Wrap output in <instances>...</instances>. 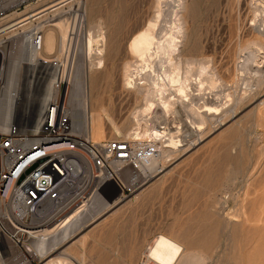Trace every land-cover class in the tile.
<instances>
[{"label":"rangeland","instance_id":"rangeland-1","mask_svg":"<svg viewBox=\"0 0 264 264\" xmlns=\"http://www.w3.org/2000/svg\"><path fill=\"white\" fill-rule=\"evenodd\" d=\"M59 1L61 0L49 1L45 5L38 2L34 5L37 9L28 14L41 12L49 4ZM83 2L85 6L82 10H67L71 18L70 26L73 14L83 13L84 30L78 32L77 36L75 33L69 47L65 46L62 52L64 74L75 77L73 92L79 98L85 86L84 71H88L91 95L97 98L94 106L106 109L105 115L97 116L91 124L93 128L99 129L98 142L107 139L130 141L111 130L107 118L112 119L123 132L130 129L131 132L134 128L131 113L133 107L141 101L132 91L122 88L121 63L128 59V39L154 15L156 1ZM184 2L187 34L183 54L203 56L211 60L218 78L227 84L214 90L205 89L200 95L208 106L224 107L225 111L216 114L205 125L203 135L193 125L190 112L178 103L175 104V111L168 117L163 115L162 118L160 112L153 117L151 115L152 124L147 121V126L154 124L161 131L176 133L171 139H166L173 146L174 157L166 159L163 167H160L162 162L158 163L159 168L152 170L155 173L150 178L125 168L120 177L124 184L133 186L131 196L119 198L116 185L112 181L107 182L99 190L104 198L93 197L92 203L64 228L47 236L46 240L32 241L29 244L31 251L24 253L11 250L1 242L0 264H43L66 248L65 252L68 250V257L74 264H137L143 256L145 244L159 233L178 240L187 250H201L207 258L204 264H264V221L254 222L253 230L248 229L247 232L242 218L246 214L240 216L239 213H247L252 203L254 207L260 204L264 207V77L260 85L256 86V77L251 78L252 74L249 75V72L241 73V61L246 54L241 45L261 29L257 25L261 16L253 8L258 1ZM166 8L163 6V9ZM76 21L77 19L74 24ZM98 21L105 38L98 42L101 47L96 43L93 46L103 48V65L99 69L93 67L89 70L85 66L88 59L83 39L87 36L88 27ZM23 39V36L11 38L9 59L19 56ZM67 47L69 52L66 51ZM253 49L251 47L249 50ZM70 61H77L80 66L69 68ZM249 64L248 71L255 67L254 62ZM260 69L264 71V63ZM30 79L34 78L31 76ZM246 79L251 81V87H247ZM29 80L26 82V91L21 93L24 100L17 107L16 113L25 110L28 103H33L31 94L36 93L41 97L38 99L37 96L39 101L35 98L36 105L41 104L46 97V85L41 83L39 89V86ZM79 82L80 87L84 84L81 90ZM226 92L233 93V100L229 104L225 103ZM13 117L14 115L11 119ZM80 123L81 121H74L76 125ZM93 128L87 129V133L96 143V138L92 137ZM147 144L149 143L136 142L141 154L148 152ZM154 152L156 154L158 151ZM146 170L148 169H143L140 173H146ZM102 198L105 200V208L98 210L97 207L103 202ZM75 206L51 219L44 228H52L75 210ZM238 207L243 211L238 210ZM6 257L9 259H4Z\"/></svg>","mask_w":264,"mask_h":264},{"label":"bare ground","instance_id":"bare-ground-1","mask_svg":"<svg viewBox=\"0 0 264 264\" xmlns=\"http://www.w3.org/2000/svg\"><path fill=\"white\" fill-rule=\"evenodd\" d=\"M49 1L51 2L53 0ZM49 1L30 0V3L27 2L29 4L26 3L27 5L25 4L19 10H14L0 18V28L2 27L0 31L12 26L6 34L1 35L0 33V51L4 53L7 61L6 82L4 88L0 91V131L5 130L8 122L12 118V115H14L13 119L16 116L21 118L20 120L25 119L26 122H31L33 119L35 120L40 105L46 101L50 93L48 83L42 82L41 79H37L41 66L36 64V60L48 59L52 56H55L56 58L63 57L62 52H64L65 46L69 47V45H67V41L71 23L69 20H71V18L69 17L67 10L73 9L80 11L83 9V6H85L83 0H61L59 2L49 4V6L41 10V12L28 14L37 9L34 5L38 2L45 5ZM155 1L154 15L147 19V22L142 25L141 28H138L128 39L126 43L128 59H124L121 63L120 69L122 88L132 91L141 101L139 105L133 107V112L131 113V121L134 128L131 132H129L131 129L123 132V129L112 121V119L107 118V121L109 119L108 123L111 125V130L123 138H127V140L130 139V141L132 140L135 142L133 143L127 141L132 149L134 157L133 161L137 165V169L134 171H137L138 174H144L149 178L155 173L152 170L154 168H159L158 163L162 162V166L160 167H163L166 163V159H170L171 156L174 157L173 154L175 153L173 146L168 144V141H166L167 138L171 139L175 132L170 130L161 131L155 128L154 124L153 126H147V121H152L150 119L151 115L153 117V115L155 116L158 112H160L162 116L167 115L166 117H168L169 114H172L171 112L173 110L175 111V104L178 103L190 112L193 118V125L196 127V130L200 133V135H203L204 129L206 128L205 125L213 120L216 114L225 111V109H223L224 107H219L217 105L208 106L204 102L203 96L200 94L205 89L214 90L227 84L226 81H221L218 78L216 73L217 71H215L211 65L210 59H206L203 56L183 54V47L187 34L184 0ZM253 1H258L253 8L254 12L257 10L258 14L261 16L260 21L258 20L257 22V25L259 27L261 26V29L259 28L260 30H258L257 34H254V36H250V39L245 41L243 40V45H239L242 46V49L246 53L242 59L243 62L241 61V73L244 74V72H249V75L252 74L250 75L251 78L252 76L256 77L257 86L261 83V80L264 77V71L263 69H260L261 64L264 63V0ZM163 6H166L167 8L163 9ZM36 29L41 30L42 34L41 51H33L24 40L19 48V56L9 59L11 46H8L7 41L11 40V38L15 36H23L25 39L29 36L32 30ZM104 38V32L99 21L98 23H94V25L92 24L88 27L87 36L83 39L85 40L83 42L85 46V54L88 59H86L87 62L85 66L87 68L89 67V70L93 67L99 69L103 65V48H98L101 47V44L98 42ZM94 43L98 46L97 48L93 46ZM68 47L66 51L68 50ZM251 47H254L253 51L249 50ZM65 54L66 57L67 52ZM249 62H254L255 67L254 69L248 71L249 67H247V65ZM29 73H31L30 76ZM68 73L71 72L68 71ZM84 73L85 78L82 80L85 82V86L84 84L82 85L84 88L82 89L81 96L79 98H77L73 92V87L75 88V77H73L72 74H69L67 82L65 81L61 88H58L57 90V93L60 95V101H63L64 116L67 121H69V124L73 129L72 131H76L77 133L79 130H86L87 133V129L89 130L90 127L93 128L91 124L94 123L95 118L99 115H105L106 113V109L103 106L95 108L94 104L97 98L91 95V87L88 83L87 76L88 71L86 69ZM31 76L34 79H30L29 81L34 82L35 85L39 86V89H41L40 84L45 83L46 97L41 104L36 105L37 102L35 103L34 101L35 98L37 100L38 95L36 93L31 94L34 104L28 103L29 105L25 108V110L17 111L16 113L17 107L19 108V104L21 106V102L24 100L23 97H21V93L26 91L27 87L25 86H27L28 79L31 78ZM20 77L22 78V81H20V83H16ZM80 82L79 88L81 90L82 87H80ZM250 82V80H247V87L252 86L249 85ZM232 94L233 93L226 92V104L232 102ZM194 96H196L197 100ZM39 98L41 99V97L38 96V99ZM164 116L162 118H164ZM74 121H81V123L80 125H76L74 124ZM150 123L152 124V122ZM31 129L30 136L34 137L36 135V131L34 128ZM87 135L89 136L88 133ZM92 137L96 138V143H99V129L93 128ZM90 139L92 140L91 137ZM138 141L149 143L147 144V147L148 152L150 153L145 152L141 154L142 152L138 150L136 145V142ZM156 150L158 152L155 154L154 151ZM146 168L148 169L146 170V173H140L141 170ZM112 169L113 171H116L115 166H113ZM123 170L124 169H120L119 171H116L114 177L122 184H124V182L120 176L123 173ZM111 181L114 185H116L112 179ZM116 188L120 193L119 188L117 186ZM133 192L134 189H132L131 193L124 197H122L120 193L119 198H127L131 196ZM93 197L96 198L103 196L100 194L99 190L97 191L94 189L90 191L88 196L85 195V199L80 201L81 203L78 202L76 204L75 210L59 220L52 228H44L48 224L43 225L41 227L42 229L39 228L35 234V238L28 242L27 247L24 248L22 252L26 253L29 250L31 251L29 244H31L32 241L46 240L47 236L54 235L58 230L68 225L79 213H81V211H83L86 206H89V204L92 203ZM249 207L250 209L247 213L246 211L245 213L239 212L240 216L242 214H246L242 216V218L244 221L243 225L247 228V232H249V230H253L254 222L264 221L263 204L254 207L252 203ZM100 208H105L104 199L97 207L98 210ZM239 209L240 211H243L240 207H238V210ZM79 242H81V240ZM249 249L250 248H248V250ZM65 250L59 252V255L49 258L43 264H74L71 258H69L70 256L68 257V250L66 251L67 253ZM142 254L143 256H140L141 258L137 264H204V261L207 259L201 250H187L186 246H184L181 242L168 236L167 234L162 233L157 234L152 240H150V242L145 244V250ZM4 259H9V257Z\"/></svg>","mask_w":264,"mask_h":264},{"label":"built area","instance_id":"built-area-1","mask_svg":"<svg viewBox=\"0 0 264 264\" xmlns=\"http://www.w3.org/2000/svg\"><path fill=\"white\" fill-rule=\"evenodd\" d=\"M29 1L0 0V18ZM72 18L67 45L75 33L77 36L84 30L82 15L75 13ZM11 27L0 31L1 35ZM41 38V30L36 29L22 41L40 52ZM7 42L11 46V40ZM36 64L41 66L37 79L49 85L46 101L40 105L34 121L26 122L15 116L0 131V243L15 251H22L39 228L85 199L90 191L103 189L111 179L122 197L131 193L133 186L118 182L115 172L137 169L126 140L95 143L86 130L72 131L57 93L69 78L63 70L65 61L52 56L37 59ZM6 66L4 53L0 51V91L6 82ZM77 66H80L77 61L68 63L69 68ZM20 81L21 77L16 83ZM31 128L36 131L34 137L30 136Z\"/></svg>","mask_w":264,"mask_h":264}]
</instances>
